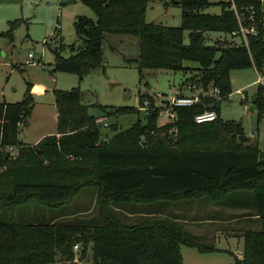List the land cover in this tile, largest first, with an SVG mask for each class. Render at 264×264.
I'll use <instances>...</instances> for the list:
<instances>
[{"label": "trees", "instance_id": "1", "mask_svg": "<svg viewBox=\"0 0 264 264\" xmlns=\"http://www.w3.org/2000/svg\"><path fill=\"white\" fill-rule=\"evenodd\" d=\"M82 1L96 20L76 18L78 43L67 47L62 40L57 42L53 73H71L82 80L103 67L106 35L140 39L135 60L140 82L145 71H192L184 82L189 83L187 95L205 97L217 89L222 102L232 93V71H264L263 0H235L245 17L250 8L256 12L259 32L249 37L248 46L226 39L214 45L207 42L208 32L230 36L239 30L230 1L221 3L220 15H211L204 12L208 0H179L180 27L147 23L149 0ZM185 32H189V44H185ZM66 49L71 52L68 57L62 55ZM187 62L199 67H185ZM31 85L22 101L0 103V264H81L89 249L91 264H182V246L200 252H214L215 247L199 243L178 220L149 217L126 224L116 209L159 201L207 199L221 203L236 200L234 194L251 192L261 229L243 234L242 259L236 258L235 264H264V151L239 140L243 127L221 119V102L208 98L179 109L176 134H170L169 124H158L159 111H151L146 124L138 120L129 129H116L112 138H104L97 118L82 103L83 92L79 88L55 89L57 134L28 146L21 141V130L32 117ZM145 100L156 104L154 94L142 95L140 105ZM254 104L263 111L261 85ZM205 110L216 111L217 120L196 124L195 117ZM105 112L109 117L140 113L127 107ZM86 188L97 191L100 221H16L18 209L32 201L58 208ZM76 246L81 248L79 259Z\"/></svg>", "mask_w": 264, "mask_h": 264}, {"label": "rangeland", "instance_id": "2", "mask_svg": "<svg viewBox=\"0 0 264 264\" xmlns=\"http://www.w3.org/2000/svg\"><path fill=\"white\" fill-rule=\"evenodd\" d=\"M229 1L208 0L209 5L204 12L220 15L221 3ZM177 2L179 0H149L146 22L180 27L182 10ZM78 16L96 20L92 9L82 0H0V103L22 101L28 84H32L33 112L25 126L26 141L32 143L56 130L55 89L67 91L79 88L83 92L82 103L89 107V114L98 119H106L108 127L101 125L104 138H112L114 130H127L138 120L146 124L147 113L138 109L142 95L154 94L157 97L190 94L187 89L189 83L184 82L192 71H145L144 79L140 82L139 69L135 63L140 54V39L135 36L106 35L102 46L103 67L92 71L82 80L71 73H53V49L57 42L62 40L67 47L78 43L74 27ZM188 35L189 32H185V44H189ZM206 37L209 45L216 44L218 40H231L230 36L218 32H208ZM232 44H240V39L236 38ZM30 53L34 56V62L27 64ZM70 54L69 49L62 53L64 57ZM184 66L199 67L192 62H187ZM230 84L232 93L220 104L221 119L224 122L240 123L244 136L252 139L249 143L264 151V108L260 112L254 104L259 86H263L257 71L254 68L234 70L230 75ZM161 106L162 101L156 98L155 107L161 109ZM122 107L135 108L140 113L109 117L105 112V109ZM164 121V117L160 115L158 124ZM94 192L95 188L83 189L72 202L58 208L42 206L32 201L18 209L16 221L38 224L48 223L52 219L59 223L75 219L90 223L100 221L96 196H92ZM122 208L116 212L120 219L123 216ZM79 210L85 213L70 217ZM199 243L215 247L214 240ZM230 244L233 246L234 242ZM228 248L226 245L225 251L215 249L214 252H200L196 248L182 246V264H235L236 258L241 257L238 250L242 253L244 251L243 241L239 248L237 245L233 246L232 251ZM80 250L81 248L77 249L78 259ZM92 258L93 253L89 249L81 264H91Z\"/></svg>", "mask_w": 264, "mask_h": 264}, {"label": "crops", "instance_id": "3", "mask_svg": "<svg viewBox=\"0 0 264 264\" xmlns=\"http://www.w3.org/2000/svg\"><path fill=\"white\" fill-rule=\"evenodd\" d=\"M54 107L57 122L58 112L55 104ZM22 130L21 141L28 146H36L43 138L57 134L56 128L55 131L39 137L31 143L26 141L24 137L25 127ZM92 196H97V191ZM234 197L236 200L228 198L229 200L221 203H213L207 199H198L177 203L159 201L149 204H130L122 208L123 216L121 217V221L126 224H134L149 217L171 218L184 223L188 232L198 242L214 240L216 251H225L224 246L226 245L232 251L233 246L237 245V248H239L242 241L244 245L243 234L246 231H258L261 229L259 216L252 206L253 193L234 194ZM116 210L120 211L119 209ZM84 213L82 210H79L70 217L81 216ZM55 220L52 219L50 222H57ZM230 242H234L233 246ZM242 254L238 250V255L241 256L240 259H242Z\"/></svg>", "mask_w": 264, "mask_h": 264}, {"label": "built area", "instance_id": "4", "mask_svg": "<svg viewBox=\"0 0 264 264\" xmlns=\"http://www.w3.org/2000/svg\"><path fill=\"white\" fill-rule=\"evenodd\" d=\"M231 6L230 10L234 12L239 22V30L233 32L230 35L231 40L229 42H235L236 38L240 39V43H244L248 46L249 37L258 35V22L256 19V12L254 9L250 8L248 10V15L245 17L244 13H241L238 10L237 4L235 0H230ZM264 10V8H263ZM34 62V56L32 53L29 54L27 64H32ZM259 80L261 84L264 86V71L258 72ZM195 88V87H194ZM173 93V92H172ZM219 90L215 89L209 95L201 96L199 93H194L191 95H180V94H172V95H158L156 98L162 101V108L158 109L151 104L150 101L145 100L142 105H140L139 111H145L149 114L151 111H159V116L162 115L165 121L162 124H169L170 134H176L178 132L177 123L179 121L178 111L181 108L193 107L196 104L203 103V99H214L215 102H221V98H219ZM218 115L214 110H205L204 112L198 114L195 117V123L198 125L207 124L214 122L217 120ZM105 118L97 119V123L103 125L104 127H108L107 123H105ZM79 249V246L75 247V250Z\"/></svg>", "mask_w": 264, "mask_h": 264}, {"label": "water", "instance_id": "5", "mask_svg": "<svg viewBox=\"0 0 264 264\" xmlns=\"http://www.w3.org/2000/svg\"><path fill=\"white\" fill-rule=\"evenodd\" d=\"M23 131V130H21ZM239 140L243 143H249L251 141V138L247 137V136H244V135H241L239 137ZM42 152L41 151H38V154H41Z\"/></svg>", "mask_w": 264, "mask_h": 264}]
</instances>
